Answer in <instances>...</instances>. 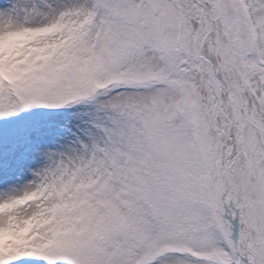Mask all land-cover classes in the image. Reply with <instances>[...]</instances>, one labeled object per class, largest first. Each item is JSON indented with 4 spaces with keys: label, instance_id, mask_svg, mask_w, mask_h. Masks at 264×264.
Segmentation results:
<instances>
[{
    "label": "snow or ice",
    "instance_id": "1",
    "mask_svg": "<svg viewBox=\"0 0 264 264\" xmlns=\"http://www.w3.org/2000/svg\"><path fill=\"white\" fill-rule=\"evenodd\" d=\"M0 264H264V0H0Z\"/></svg>",
    "mask_w": 264,
    "mask_h": 264
}]
</instances>
